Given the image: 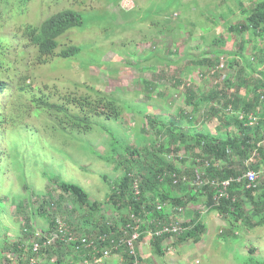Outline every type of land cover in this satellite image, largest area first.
Segmentation results:
<instances>
[{
    "label": "rangeland",
    "instance_id": "rangeland-1",
    "mask_svg": "<svg viewBox=\"0 0 264 264\" xmlns=\"http://www.w3.org/2000/svg\"><path fill=\"white\" fill-rule=\"evenodd\" d=\"M261 1L0 0V44L7 62L0 68V118L6 120L0 132V264H74L78 253L72 246L59 244L34 251L36 231L46 235L43 231L55 229L52 220H62L75 236L87 234L94 239L105 226L114 235L126 234L127 224L123 223L128 211L112 202L114 188L129 168L146 174L139 165L152 160L147 150L157 151L161 146L166 160L172 154L171 162L183 168L188 191L202 196L197 213L211 230L197 242L180 241L174 235L163 242L166 253L162 256L154 251L148 231L142 230L140 241H135L142 264H246L250 256L255 262L264 261V224H254L261 217L252 200L244 196L245 208L239 219L237 214L221 215L212 210L206 195L193 184L195 177L187 173L195 167L202 172L204 166L198 159L211 161L212 157H200V147L189 148L171 137L174 128L220 136L242 133L235 119L239 111L227 110L226 99L243 97L246 102L259 94L256 87L264 74V38L251 32L245 35V55L252 62V67H245L231 62L243 41L241 33L230 27L247 23L251 9ZM64 8L79 11L85 27H74L60 36L57 51L74 44L83 49L73 59L56 54L37 64L38 52L24 37L25 27L40 24ZM220 57L225 63L221 76L206 78L212 67L201 61L210 59L216 67ZM241 68L251 75L249 86L256 82L255 86L240 84ZM96 89L118 97L127 108L120 120L105 122L112 126L116 139L127 140L138 154L124 151L120 145L117 151L112 150V132L95 127L82 132L62 130L57 120L54 123L51 115L37 110L32 102L34 94L43 91L50 100L63 102L61 94H95ZM189 89L194 102L198 100L196 105L187 102ZM216 91L217 99L209 98ZM212 107L218 112H212ZM104 118L97 117V121ZM160 118L167 128L153 122ZM231 154L217 163L244 168L253 153L248 157ZM253 163L264 168L262 154ZM52 176L84 187L90 205L79 204ZM262 182L260 187H264ZM177 191L181 189L175 188ZM94 201L99 203L96 208ZM167 202L172 213L166 219L169 223L195 215L185 213L176 200L172 205ZM122 261L113 254L96 264H127Z\"/></svg>",
    "mask_w": 264,
    "mask_h": 264
},
{
    "label": "trees",
    "instance_id": "trees-1",
    "mask_svg": "<svg viewBox=\"0 0 264 264\" xmlns=\"http://www.w3.org/2000/svg\"><path fill=\"white\" fill-rule=\"evenodd\" d=\"M241 5L244 6L241 1ZM169 12V11H165ZM74 27H85V20L83 15L74 9L64 8L59 11H56L50 15H48L40 24L33 25L29 24L25 27L24 37L29 40V43L36 47L38 55H37V64H44L49 61L52 57L58 54L62 58H72L76 57L82 51V46L80 45H70L61 51H57L60 45L59 37L62 36L65 32ZM230 29L233 32L241 33L242 43L240 45L239 51L234 52L236 54L235 59H232L231 62H236L237 64H243L245 67L248 65L252 67L251 59H249L246 55V44L247 40L245 35L249 32L251 34H256L258 39L264 38V0L258 2L250 11V17L247 20V23H241L237 26H231ZM4 50L2 45L0 44V68L3 69L7 62L4 59ZM74 57V58H75ZM264 57V53H263ZM221 58V57H220ZM255 58V56L253 57ZM73 59V58H72ZM256 59V58H255ZM207 62L209 66H215L214 63L210 59H205L201 62ZM252 61H255L252 59ZM220 63V59L217 61ZM229 62V64H232ZM261 62V61H260ZM238 78L241 81L245 88H251L256 85L253 84L249 86L251 75L245 68H241L238 73ZM24 79H29L28 76H25ZM22 80V79H21ZM248 80H250L248 82ZM262 81L257 83V87L259 88V94L257 96L250 98L245 102L244 98H237L232 96L226 99V106L229 110L230 106L234 110L243 111L245 113H254L256 115H260L264 117V74L261 78ZM254 83V82H253ZM1 86V83H0ZM32 87L30 83L28 88ZM25 89V87H21ZM238 89V88H237ZM239 91V90H238ZM261 91V94H260ZM52 94L58 93L56 90H50ZM47 92L43 91L41 95H37L36 93L32 98V102L36 106L37 110L45 111L47 114L53 117L54 123L57 120L58 126L62 130L66 131H87L90 129L99 128L101 131L112 132L111 137L112 141V150L117 151L118 146H122L124 151L131 152V154H138V150L132 149L128 141L124 138L116 139L115 132L112 130V126L105 122V120L119 119V117L124 113V104H122L121 99L114 96L111 93H104L100 89H96V93H65L61 94L63 102H55L50 100L46 96ZM218 92L216 91L213 95L209 94V98L215 100L217 99ZM193 91L189 89L188 103L196 105L197 101L194 102ZM212 112L217 113L218 109L212 107ZM230 111V110H229ZM226 112H223L225 114ZM4 115L3 113H1ZM228 114V113H227ZM105 118L101 121H97V117L104 116ZM5 117V116H4ZM227 118V115H225ZM223 120V117H221ZM236 122L241 128L242 133L240 135H232L227 134V136H220L219 134H207L204 131H189L188 133L182 131L180 128H172L173 131L171 137L175 140L176 143H180L181 145H185L187 147H192V145H196L200 147L202 155L200 157H212L210 161V165L207 169V177L215 178L218 180H223L229 177H238L240 176L244 170L246 169H234L232 165H224L220 166L217 162L222 161L224 158H229L232 154L235 153L238 156L248 157L249 153H251L258 145L259 142H264V121L257 127H251L249 125H245V121L241 120L239 116H235ZM246 119V117H245ZM120 120V119H119ZM248 121V119H246ZM6 120H2L0 118V132L3 129V123ZM153 122L156 125H161L167 128L165 124V120L163 119H155ZM95 127V128H94ZM63 132V131H62ZM220 133V132H219ZM256 135V136H255ZM257 135L259 138L257 139ZM144 139V138H143ZM113 151V152H114ZM147 152L152 157V160H147L144 164H140L141 170L145 169L147 171L146 174L140 173L136 174L132 168L127 169L123 176L120 178L119 185L114 188V194L112 197V202L118 206L123 205L127 208L128 218L123 223L126 225L127 223H134L130 216V212L132 211L137 217L140 218V234L137 240L140 241L141 231L149 230V220L151 218L154 219H163L166 220L169 218L167 206L162 208L161 210L155 208V204L157 201L166 202L167 200H176L178 205L184 204V198L186 200H190L196 196L192 195L190 191H188V183L189 180L183 172V168L174 162L169 160L168 156L166 160L164 156L165 149L163 146L158 148L157 151H149ZM260 152L263 156L264 160V146L260 148ZM127 153V152H126ZM130 154V155H131ZM116 154H111V157ZM209 159V158H207ZM254 169H258V166L252 164ZM196 168V167H195ZM194 168V169H195ZM194 169L187 170L192 176L196 177V173H194ZM56 183H59L62 189L66 192L72 193L77 197V202L82 206L90 205L89 202V194L79 184L71 183L67 181H63L58 177H51ZM175 180H178L175 183ZM138 182L140 195L136 196L134 193V184ZM246 182H237L234 181L230 187L229 193L230 196L222 197L219 205H215L213 203V195L214 190L210 185H205L203 188H200L199 191L204 192L207 197V205L212 208V210L218 212L221 215H228L229 212L233 214H237V219L241 218L243 215V210L245 208L244 204V196L250 198L254 203V209L256 214H258L261 218L255 222V225L264 224V187H259L258 189L247 188ZM175 188H180L181 191L174 192ZM260 191V195L256 194ZM93 208L99 206V203L94 201L92 204ZM95 206V207H94ZM145 210L149 212V214L145 213ZM236 212V213H235ZM193 220L190 222H185L184 225L188 227L187 230L179 233L180 241H184L187 239H193L195 242L201 239V235L204 233L206 224L204 221L199 219V217L192 218ZM127 222V223H126ZM57 226V221L52 220L51 226ZM114 228V227H113ZM112 228V229H113ZM107 226L102 230L103 232L94 239L87 234H82L87 238L88 242H94V246L87 248L85 247L81 241H64L59 240L57 246L60 244L66 246H72L76 249L77 246H80V250L76 251L78 253L77 261L74 264H93L95 257H104V253H102L103 249L108 246H112L111 241L114 239L117 242H120L122 239H127L131 236V234H117L114 235L111 233V230H105ZM54 229H51L49 232L43 231L45 234H49ZM133 230L130 229V233ZM101 236H107L106 240H102ZM174 234H164L163 236L157 237L153 236L151 239V245L154 246V251L158 253V255H165V252L162 251V245L164 240L167 238L173 237ZM35 237V236H34ZM67 237L69 235L67 234ZM81 240V239H79ZM136 240V241H137ZM59 245V246H60ZM55 248V247H53ZM135 253H132V249L128 246L127 243H122L120 248L116 251L113 250V254L119 255L122 258V262H126L127 264L133 263L135 260H139L142 264L141 252L138 250V245L136 246L135 242ZM112 254V255H113ZM82 255L87 256V258H83ZM109 256V257H112ZM108 258L105 257L103 261ZM250 256L247 258L246 264H264L263 262H255L251 259ZM89 260V262L87 261Z\"/></svg>",
    "mask_w": 264,
    "mask_h": 264
},
{
    "label": "built area",
    "instance_id": "built-area-1",
    "mask_svg": "<svg viewBox=\"0 0 264 264\" xmlns=\"http://www.w3.org/2000/svg\"><path fill=\"white\" fill-rule=\"evenodd\" d=\"M222 58V57H221ZM220 58V63L216 65V67H212L210 70L209 74L206 76L202 74V76L207 77H215L217 74L221 76V73L224 71L225 63L221 62ZM255 60V58H253ZM260 78L263 76L260 75ZM259 78V79H260ZM219 81L216 80V83ZM264 98V96L262 97ZM230 111H232V107L230 106L229 108ZM239 118L243 121H245V125H249L251 127H257L259 126L263 121L264 117L260 115H256L254 113H245L243 111H239ZM248 119V121L245 119ZM263 147L262 143L259 142L257 147L252 151V156L247 160L244 168L241 167V169H246L243 171V173L238 176V177H229L223 180H218L215 178H209L207 177V169L210 165V160L208 159H198V163L204 166V170L201 172L199 168L196 169V177L193 182V184L197 188H203L205 185H210L213 190H214V195H213V203L215 205H219L221 202L222 197H229L230 193V187L234 181L237 182H246L247 183V188H253V189H258L260 185L263 183L262 181L264 180V168H259V169H254L252 167L253 162L256 161V158L261 155L260 148ZM173 157L172 154L168 155L169 160H171ZM178 180H175V183H177ZM134 193L136 196L140 195V189H139V184L136 181L134 184ZM167 202H161L158 201L155 204V208L161 210L162 208L166 207ZM180 209H183L182 206H180ZM146 214H149L148 211L145 210ZM231 214V212H229ZM236 213V212H235ZM134 223H127L126 225V234H131V236L127 239H122L120 242H117L116 240H112L111 244L112 246L105 247L102 251L104 253V257H95L94 261L95 262H101L102 259L105 257H109L113 254V250H118L121 246L122 243H127L128 246L132 249V253H135L134 248H135V241L138 239L140 231V224L141 220L139 217H137L132 211L130 212V216ZM149 227H155V228H150L148 230V233L150 237L152 238L153 236H163L164 234H174V235H179V233L185 231L188 229L185 225H183V220L181 222H178L176 224L174 223H169L167 220L163 219H154L151 218L149 220ZM130 229L133 230L130 233ZM111 233H113L111 231ZM67 234L69 237H67ZM114 234V233H113ZM35 236L37 237L34 241V251L35 252H41L43 249H50L57 245L58 241H64L65 243L69 240L71 241H81L82 244L87 247H93L94 242H88L87 238L84 237L83 235L81 236H75L70 230H68V226L66 223H64L62 220H57V227L49 234L44 235L42 232L36 231ZM108 237L107 236H101L102 240H106ZM81 239V240H79ZM49 247V248H48ZM80 246H77L76 249L77 251L80 250ZM89 262V260H87ZM132 264H141L139 260H135Z\"/></svg>",
    "mask_w": 264,
    "mask_h": 264
},
{
    "label": "crops",
    "instance_id": "crops-1",
    "mask_svg": "<svg viewBox=\"0 0 264 264\" xmlns=\"http://www.w3.org/2000/svg\"><path fill=\"white\" fill-rule=\"evenodd\" d=\"M199 165H201L200 163H199ZM196 169L197 168H195V170L193 171L194 173H195V171H196ZM204 193V192H203ZM192 195H194V196H196L198 193L197 192H192L191 193ZM205 194V193H204ZM199 195V194H198ZM206 197V196H205ZM202 198V196L200 197V195L199 196H196V197H193V199L191 198L190 200L188 199V200H186V197L184 198V204L183 205H180V206H183L184 207V211H185V213H186V211L188 212V213H195V215L194 216H192L191 218H195V216H197V217H199V219H201L202 221L204 220L203 219V215H201L200 213H197V210L199 209V207L201 206V203L202 202H200V200H202L201 199ZM206 200H208L207 199V197H206ZM170 201V203H171V205L173 204V200H169ZM204 202V201H203ZM170 203H169V205H170ZM206 204H207V201H206ZM168 205V204H167ZM167 211H168V216H169V218H171V215H172V213H171V211H170V208L169 207H167ZM204 212V211H203ZM168 218V219H169ZM193 219H190V218H188L187 220H183V221H186V222H190V221H192ZM204 223L206 224V222L204 221ZM208 230H211V227H208V229H207V224H206V227H205V230H204V233L201 235V239L206 235V233L208 232ZM168 239H170V238H167L166 240H168ZM165 241V240H164ZM163 247V246H162ZM163 249V248H162ZM163 252V251H162ZM166 253V252H165ZM141 255V259H142V261H144V259L142 258V253L140 254ZM170 255V254H169ZM173 255V254H172ZM171 257V256H170ZM144 263V262H143Z\"/></svg>",
    "mask_w": 264,
    "mask_h": 264
},
{
    "label": "clouds",
    "instance_id": "clouds-1",
    "mask_svg": "<svg viewBox=\"0 0 264 264\" xmlns=\"http://www.w3.org/2000/svg\"><path fill=\"white\" fill-rule=\"evenodd\" d=\"M158 202V201H157ZM167 202V201H166ZM167 204H168V202H167ZM167 206V205H166ZM168 207V206H167ZM183 207V206H182Z\"/></svg>",
    "mask_w": 264,
    "mask_h": 264
}]
</instances>
